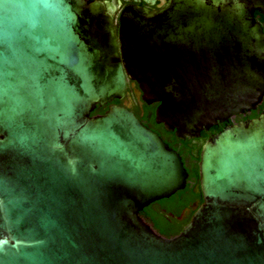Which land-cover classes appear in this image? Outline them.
<instances>
[{
	"label": "water",
	"instance_id": "water-1",
	"mask_svg": "<svg viewBox=\"0 0 264 264\" xmlns=\"http://www.w3.org/2000/svg\"><path fill=\"white\" fill-rule=\"evenodd\" d=\"M256 10L264 0H170L126 9L117 32L101 1L0 0V264H264V111L200 144L204 201L166 238L140 213L189 174L112 104L138 82L182 140L256 110Z\"/></svg>",
	"mask_w": 264,
	"mask_h": 264
},
{
	"label": "flooded vegetation",
	"instance_id": "flooded-vegetation-1",
	"mask_svg": "<svg viewBox=\"0 0 264 264\" xmlns=\"http://www.w3.org/2000/svg\"><path fill=\"white\" fill-rule=\"evenodd\" d=\"M91 1H101L105 5H112L114 7V13L112 14L114 19V24L117 32H119L121 27V17L124 11L130 7L137 6L140 8H146L151 11H158L163 8L166 4L169 3L170 0H139L138 2H129L128 0H91ZM254 17L256 22H258L263 30H264V10H256L254 12ZM135 84V86H134ZM139 89V84L136 81L127 79V92L126 96L122 100H114L112 104L118 105L120 107H126L140 119V121L153 130L154 132L158 133L165 143H167L170 148L174 149L180 156L184 162V166L189 174L187 179L185 191L188 192L190 188L193 186V193L194 195H198L201 198L194 199L191 203L186 205V201L188 198L192 197V194L188 195V198L182 201L181 205H184L181 208V213L178 215L177 222L179 224L185 223L187 220H191V217L194 213V207L197 204L203 203V193L200 188H197L199 184V177L197 179H193L190 172L191 170H198L199 172V164L200 158L198 155L201 153L200 144H204L208 141L209 135L218 134L224 127L229 125H237L242 122L250 121L252 119L258 118L260 114L264 111V107L261 108L260 106L264 104V100L261 105L257 107L254 111H246L243 114L234 116L230 118L228 121L221 123L218 126H214L209 129L208 133L202 132L200 137L195 140H182L178 138L175 132L167 131L163 123H158L156 119V111L159 107L160 103L155 102L152 104H147L142 100L143 95H141L140 99L137 97L136 90ZM109 105L105 106L108 108ZM215 130H220L218 133H215ZM175 196L168 199H163L153 203L157 205V208L161 209L162 213H168V207H166L169 203L174 200ZM166 204V206H165ZM180 206L177 208H172V210L168 213L170 217L175 218V211L179 209ZM174 211V212H173ZM189 224V223H188Z\"/></svg>",
	"mask_w": 264,
	"mask_h": 264
},
{
	"label": "trees",
	"instance_id": "trees-1",
	"mask_svg": "<svg viewBox=\"0 0 264 264\" xmlns=\"http://www.w3.org/2000/svg\"><path fill=\"white\" fill-rule=\"evenodd\" d=\"M261 108L264 107V104L260 106ZM107 107H97L96 110L91 114L92 116L95 115H100L104 114L107 111ZM220 130H215V133H218ZM191 176L193 179H197L199 177V172L198 170H191L190 172ZM192 194V197L188 198V195ZM175 198L174 200L169 203L166 207H168V213L172 210V208H177L178 206L179 209L177 211H173L176 215L175 218H172L169 216L168 213H162L160 208H157V205L151 204L149 207L145 208L141 213V217L144 218L148 223H150L155 231H157L160 235L166 237V238H172L177 235H179L183 229L188 225L189 220H187L183 224H179L177 222L178 220V215L181 213V208L184 205H181L182 201L184 199L188 198V201H186V205L188 203H191L194 199L201 198L198 195H194L193 193V186L190 188V190L185 191H179L176 194H174Z\"/></svg>",
	"mask_w": 264,
	"mask_h": 264
}]
</instances>
